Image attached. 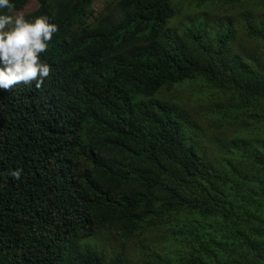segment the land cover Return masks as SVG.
<instances>
[{"label": "trees", "instance_id": "obj_1", "mask_svg": "<svg viewBox=\"0 0 264 264\" xmlns=\"http://www.w3.org/2000/svg\"><path fill=\"white\" fill-rule=\"evenodd\" d=\"M96 1L24 16L58 31L0 91V264H264V0Z\"/></svg>", "mask_w": 264, "mask_h": 264}, {"label": "clouds", "instance_id": "obj_2", "mask_svg": "<svg viewBox=\"0 0 264 264\" xmlns=\"http://www.w3.org/2000/svg\"><path fill=\"white\" fill-rule=\"evenodd\" d=\"M14 10L12 0H0V91L10 90L18 84L30 86L33 82L39 89L52 71L41 54L47 52L58 27L47 16L28 20L25 15H14L21 11ZM21 171L14 170L13 178L20 179Z\"/></svg>", "mask_w": 264, "mask_h": 264}, {"label": "rangeland", "instance_id": "obj_3", "mask_svg": "<svg viewBox=\"0 0 264 264\" xmlns=\"http://www.w3.org/2000/svg\"><path fill=\"white\" fill-rule=\"evenodd\" d=\"M102 5V0H97L96 1V4H95V8L96 9H99L100 6ZM38 7V2L37 0H31L27 6L24 7L23 10L15 13L14 15H26L32 11H34L35 9H37ZM191 97V94L190 93H187L186 90L181 89V94L177 97V101L179 103L180 106L182 105H186V103H188L189 99ZM195 100V97L194 99ZM190 106L192 107V110H193V114L194 115H198L199 113H201L204 109L203 108H199L200 105H198V102H195L193 104H190ZM193 120L195 121V118H193ZM203 141H205L203 139ZM93 242L97 243L98 246L105 250V251H111L109 249L111 248H114L116 245H118L113 239H111L110 237H102V236H95L93 237Z\"/></svg>", "mask_w": 264, "mask_h": 264}]
</instances>
